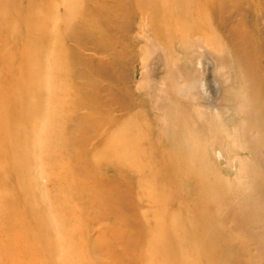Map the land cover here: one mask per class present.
I'll use <instances>...</instances> for the list:
<instances>
[{"label": "rangeland", "instance_id": "374dc122", "mask_svg": "<svg viewBox=\"0 0 264 264\" xmlns=\"http://www.w3.org/2000/svg\"><path fill=\"white\" fill-rule=\"evenodd\" d=\"M0 264H264V0H0Z\"/></svg>", "mask_w": 264, "mask_h": 264}, {"label": "bare ground", "instance_id": "6f19581e", "mask_svg": "<svg viewBox=\"0 0 264 264\" xmlns=\"http://www.w3.org/2000/svg\"><path fill=\"white\" fill-rule=\"evenodd\" d=\"M150 6V5H149ZM156 24H157V20L156 19H154V25L156 26ZM179 37V36H178ZM135 40V39H134ZM145 42V41H144ZM136 43V42H135ZM142 43H143V41H142ZM149 44V43H148ZM147 45V44H146ZM145 45V46H146ZM199 46V45H198ZM148 48H149V45H148ZM175 48V47H174ZM183 49V48H182ZM169 50V53L170 52H173L174 51V49L173 48H170V49H168ZM176 51V50H175ZM185 52V51H184ZM165 53V52H164ZM163 53V54H164ZM162 55V54H161ZM219 58V57H218ZM219 60V59H218ZM223 60V59H222ZM221 60V61H222ZM179 63V62H178ZM174 64V63H173ZM228 64V63H227ZM225 65V64H224ZM229 66V65H228ZM180 67V66H179ZM230 67V66H229ZM175 69V68H174ZM224 69V68H223ZM182 70V69H181ZM171 71V70H170ZM149 72V71H148ZM184 72V71H183ZM166 76V75H165ZM232 77V76H231ZM146 80V79H145ZM166 82V81H165ZM171 82V81H170ZM158 84V83H157ZM160 84V83H159ZM147 85V84H146ZM163 85V84H162ZM148 87V86H147ZM154 87V86H153ZM167 89H169V85H167ZM176 96V95H175ZM150 99V98H149ZM152 101V100H151ZM156 101H158V100H156ZM189 102V101H188ZM192 102V101H191ZM155 106H156V104H155ZM177 106V108L179 109V110H182V111H184L186 108L184 107V106H182V105H179V104H177L176 105ZM151 107V106H150ZM210 106H208V108H209ZM210 109V108H209ZM213 109V108H212ZM187 110V109H186ZM214 110V109H213ZM156 112V111H155ZM201 112V111H200ZM198 113V112H197ZM160 114V113H159ZM205 114V113H204ZM155 115H156V113H155ZM194 116V115H193ZM211 117V116H210ZM176 124V123H175ZM134 137H132V140H133V142H134V139H133ZM127 142H129L128 144H127ZM125 144H126V152H128L130 149H131V137H129L128 136V139L126 138V141H125ZM121 148V147H120ZM132 149H133V151L131 152L133 155H137V151L138 150H136V148H134V147H132ZM130 153V152H129ZM149 191V190H148Z\"/></svg>", "mask_w": 264, "mask_h": 264}]
</instances>
